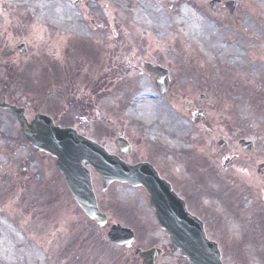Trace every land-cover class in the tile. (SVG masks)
<instances>
[{"label": "rangeland", "instance_id": "rangeland-1", "mask_svg": "<svg viewBox=\"0 0 264 264\" xmlns=\"http://www.w3.org/2000/svg\"><path fill=\"white\" fill-rule=\"evenodd\" d=\"M199 1L55 0L53 8L62 6L66 17L76 12L70 22L55 23L52 17L60 14L47 15L38 2L0 0V99L25 107L30 118L48 113L60 126L89 137L101 138L108 131L104 142L109 145L127 129L141 141L142 157L152 146L165 147L172 165L179 166L177 175L190 187L187 181L196 179L193 164L199 161L201 170L209 172L210 165L201 159L222 160L217 142L229 138L234 128L264 139V103L254 97L264 96V0H257L258 13L255 5H246L250 0H218L215 10V0ZM230 1L237 2L234 9ZM186 10L203 29L187 24ZM218 41L225 47L240 44L241 57L224 58L215 48ZM23 45L24 54L18 50ZM111 53L119 59L110 56L107 66ZM140 57L143 61L137 62ZM147 62L168 69L175 90L161 94L145 69ZM220 77L222 87L213 88ZM231 77L247 80L246 104L256 100L250 121L239 110L240 97L224 85ZM142 90L156 118L151 126L129 113L135 106L130 101ZM222 96L228 99L217 123L215 103ZM185 102L202 108L194 115L198 119ZM231 106L236 118L229 129ZM108 121L113 124L105 130ZM97 124L102 128L95 129ZM148 128L156 129L158 138H150ZM92 171L102 206L117 209L118 186L103 192L101 177ZM84 218L56 159L37 154L17 119L0 108V264H90L93 237L100 235L89 233ZM3 244H8L7 259L1 256ZM104 252L105 260L118 253L108 247Z\"/></svg>", "mask_w": 264, "mask_h": 264}, {"label": "flooded vegetation", "instance_id": "flooded-vegetation-1", "mask_svg": "<svg viewBox=\"0 0 264 264\" xmlns=\"http://www.w3.org/2000/svg\"><path fill=\"white\" fill-rule=\"evenodd\" d=\"M232 139L230 186L223 191V202H217L215 207L195 205L193 199L197 198L189 197L187 185L174 177L162 157L153 156L152 163L175 192L187 200L190 211L205 222L208 236L216 243L224 264H264V144L245 150L236 133ZM120 157L133 162L138 156L131 150L129 155L121 153ZM125 208L118 210L119 218H109L110 224L120 223L133 229L135 234L131 248L120 246L118 264H142L137 254L139 249H154L158 253L155 264H190L159 228L153 213L150 217H137ZM132 208L134 211L136 206Z\"/></svg>", "mask_w": 264, "mask_h": 264}, {"label": "water", "instance_id": "water-1", "mask_svg": "<svg viewBox=\"0 0 264 264\" xmlns=\"http://www.w3.org/2000/svg\"><path fill=\"white\" fill-rule=\"evenodd\" d=\"M158 78L166 74L161 68L152 69ZM167 75V74H166ZM164 86L168 78H163ZM4 109L14 112L22 124L24 134L33 146L38 147V151L45 150L58 157V166L64 173L66 182L71 189L78 203L91 215L97 217L100 213L94 202V194L91 177L84 167V163L91 164L100 173L107 185L108 182L117 178L119 166L115 158L105 153L104 149L91 141L84 139L76 134L72 129H60L53 121L44 115H38L32 123H28L24 116V110L17 109L5 103L0 104ZM139 173H136L137 177ZM156 199H154L155 201ZM163 205L162 210H158V216L166 223L168 214ZM119 228L113 227L110 237L113 241L117 240ZM201 235V232H200ZM203 241H188V254L194 262L199 264H209V259L197 253L198 246Z\"/></svg>", "mask_w": 264, "mask_h": 264}, {"label": "bare ground", "instance_id": "bare-ground-1", "mask_svg": "<svg viewBox=\"0 0 264 264\" xmlns=\"http://www.w3.org/2000/svg\"><path fill=\"white\" fill-rule=\"evenodd\" d=\"M11 2H25L28 0H8ZM34 2H38L39 7L41 10H46V14L47 15H56V13H59V16H53L52 22L55 23H66L67 21L70 22L74 16L76 15V12L70 13L68 11V17H66L62 12V6H58L55 9L53 8L54 6V2L55 0H33ZM144 5L146 3H148L150 0H140ZM200 1H204V0H200ZM247 5L248 6H253L255 5L254 11H256L257 13L260 11V7L257 5V0H250L247 1ZM139 18H141V13H139ZM185 18L187 20L188 25H190V27L194 30L197 28L196 25H199L200 29H203L204 26H202L201 24L198 23L197 21V16L194 17H190V13L189 11H185ZM207 30L210 31V27L206 26ZM246 33H249V30L246 29V27L242 28ZM211 34V33H210ZM215 48L219 51H221V55L223 57L228 56V55H232L235 54L236 52H239V50H236L234 46H230V47H224L222 46V44L220 42H217L215 44ZM253 57H256V54L253 55ZM255 79V77H253V80ZM148 98H149V94L147 91H142L140 92V94H138L133 101H131V103L134 106V108H130L129 113L133 114L136 118H139L141 120H143L144 122H146L147 125L151 126L152 123L154 121H156V118L153 116V113L150 111V107H149V102H148ZM149 112V113H147ZM147 132L150 136V138L155 139L158 138V132L156 131V129H152V128H148ZM8 238V237H7ZM6 242L8 243L9 240L6 239ZM8 245V244H7ZM6 244L2 245V252H1V256L2 257H6L7 259V251H8V246ZM36 256V254H35ZM13 260V259H8V261Z\"/></svg>", "mask_w": 264, "mask_h": 264}]
</instances>
